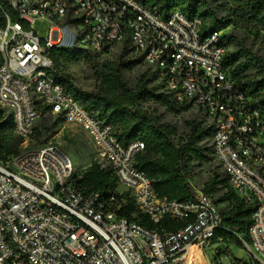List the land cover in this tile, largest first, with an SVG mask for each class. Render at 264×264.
I'll return each mask as SVG.
<instances>
[{
	"label": "built area",
	"instance_id": "2783aa9c",
	"mask_svg": "<svg viewBox=\"0 0 264 264\" xmlns=\"http://www.w3.org/2000/svg\"><path fill=\"white\" fill-rule=\"evenodd\" d=\"M0 8V107L12 115L15 134L31 139L48 106L87 132L123 187L107 197L86 191L85 171L56 144L9 155L0 161V264H236L202 261L214 241H224L213 196L204 187H194L193 199L159 196L135 166L144 143L123 146L112 124L56 81L52 49L111 54L127 40L157 74L160 91L213 127L214 160L230 189L255 207L249 240H241L253 262L264 264V110L224 69L231 48L220 43L222 32L204 34L201 18L140 0H0ZM38 19L50 22L45 38L34 28ZM128 200L156 226L167 217L185 224L147 228L120 214Z\"/></svg>",
	"mask_w": 264,
	"mask_h": 264
},
{
	"label": "trees",
	"instance_id": "16d2710c",
	"mask_svg": "<svg viewBox=\"0 0 264 264\" xmlns=\"http://www.w3.org/2000/svg\"><path fill=\"white\" fill-rule=\"evenodd\" d=\"M148 6L157 5L161 11L168 13L178 8L189 18L199 17L203 20V33L224 32L228 26L236 28H255L264 31V0H222L229 10L228 16H219L217 8L209 0H140ZM223 6V5H222ZM5 17L0 8V26H4ZM234 29V30H235ZM220 43L235 49L229 50L224 58V69L236 79L240 89L252 97L256 105L264 110V59L256 55L244 44L235 31L222 33ZM56 62V81L88 110L115 127V134L123 146L134 141H141L145 147L135 158V166L147 173L153 181L156 192L169 199L188 200L196 197L191 179L196 163L202 164L214 160L213 145L206 140L212 138L214 129L200 121L187 122L188 132L181 137L175 125L164 122L161 115L145 104L155 102L167 106L174 112L189 110L188 106L175 103L168 94L160 91L157 74L149 69V75L140 77L136 86L127 80L124 71L132 69L142 56L133 54L130 41L127 40L117 60H101V52H94L80 47L54 48L51 51ZM84 58L96 70L101 79L97 91L88 92L77 87L70 74L63 69L62 62ZM258 69L257 73L254 70ZM42 117L52 113L48 106L42 107ZM41 117V118H42ZM37 125V124H36ZM38 131L35 126V134ZM13 136H16L13 139ZM34 134V135H35ZM22 137L15 134V123L12 115L0 107V161L11 154L20 152ZM80 185L86 191H100L104 197L116 195L119 181L110 168L93 162L84 172ZM224 188V194L215 200L214 195ZM204 191L213 196L215 203H225L221 208L226 229H220L217 236L224 240H249L248 230L252 222L254 205H249L230 189L226 174L214 171L204 185ZM219 202V203H217ZM120 214L137 220L147 228H158L160 231H174L185 222L165 218L156 226L149 216L140 212L136 205L128 200L122 203ZM135 214L137 216H135ZM242 264H256L245 261Z\"/></svg>",
	"mask_w": 264,
	"mask_h": 264
},
{
	"label": "rangeland",
	"instance_id": "374dc122",
	"mask_svg": "<svg viewBox=\"0 0 264 264\" xmlns=\"http://www.w3.org/2000/svg\"><path fill=\"white\" fill-rule=\"evenodd\" d=\"M209 2L212 7L217 8L216 10L220 17L229 15V10L222 0H209ZM34 28L37 30L41 38H45L48 35L50 22L45 19H38L34 23ZM234 29V25H230L222 33L235 31L241 41L246 44L250 50L264 59V31H258L255 28ZM74 46L67 48H72ZM233 49H235V46L231 45V50ZM120 55L121 49L118 48L111 54H101L100 58L101 60H117ZM62 66L64 71L71 75L72 80L77 87L88 92L100 89L102 82L101 79L98 78L93 66L84 58L67 62L64 61L62 62ZM257 72L258 69H255L254 73ZM124 74L130 84L135 87L142 75H149V68L144 61H139L132 69L125 70ZM145 105L161 115L164 122L175 125L181 137L188 132V121L195 120L202 122L204 125L206 124L203 122L205 120L203 114H200V112L195 109L174 112L167 106L155 102H149ZM36 126L38 131L31 139L19 144L18 148L20 150L26 147H41L49 144H56L72 158L77 171H85L95 161H98L106 168H110L109 163L100 155V152L92 143L87 132L79 124L69 122L61 115L47 113L46 116L38 120ZM11 135L13 139L16 138V136H13V133ZM206 144L212 145V138L206 140ZM214 171L222 172L215 160L202 164L196 163L194 174L191 179L192 185L196 188H203L212 177ZM122 189L123 187L119 185V190ZM224 192V188H221V190L214 195L215 200L217 201ZM219 204L221 208L227 206L223 202ZM135 216L137 215L135 214ZM212 244L213 247L211 246L204 251L205 255L202 261L215 262L217 260H222L227 262L233 260L236 264H242L245 261H253L242 240L228 238L220 243L214 241Z\"/></svg>",
	"mask_w": 264,
	"mask_h": 264
}]
</instances>
